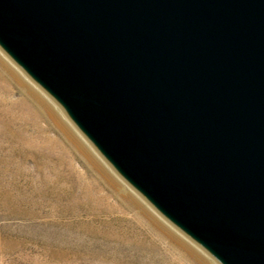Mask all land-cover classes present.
Masks as SVG:
<instances>
[{
  "label": "water",
  "instance_id": "95a60500",
  "mask_svg": "<svg viewBox=\"0 0 264 264\" xmlns=\"http://www.w3.org/2000/svg\"><path fill=\"white\" fill-rule=\"evenodd\" d=\"M0 51L216 264H264V0H0Z\"/></svg>",
  "mask_w": 264,
  "mask_h": 264
},
{
  "label": "rangeland",
  "instance_id": "374dc122",
  "mask_svg": "<svg viewBox=\"0 0 264 264\" xmlns=\"http://www.w3.org/2000/svg\"><path fill=\"white\" fill-rule=\"evenodd\" d=\"M7 60L0 59V264H216L102 159L87 158L51 113L81 141L73 125Z\"/></svg>",
  "mask_w": 264,
  "mask_h": 264
},
{
  "label": "bare ground",
  "instance_id": "6f19581e",
  "mask_svg": "<svg viewBox=\"0 0 264 264\" xmlns=\"http://www.w3.org/2000/svg\"><path fill=\"white\" fill-rule=\"evenodd\" d=\"M0 57L2 58V62L5 64V65H11L9 62H8V58L6 57V59L4 58V55H2L1 54V51H0ZM0 58V59H1ZM5 61H4V60ZM10 67V66H9ZM8 67V68H9ZM9 69H12V68H9ZM18 72H17V71ZM16 70L15 69H12V73H13V75L15 76V77H17L18 78V80H20L21 81V77H20V73H21V71H20V73H19V70L16 68ZM22 74V73H21ZM24 76V75H23ZM25 77V76H24ZM25 79H27L26 77H25ZM27 81V83H29V85L31 86V87H33V88H35V89H37V90H39L38 88H36L28 79L26 80ZM39 92H41L40 90H39ZM48 100H49V102L51 103V104H53L54 105V107H56V109H57V111L59 112V113H61L62 115H63V113L59 110V108L48 98ZM51 110V109H50ZM52 111V110H51ZM53 112V111H52ZM51 115H52V117H53V119L55 120V122L57 123V125H59L60 126V128L62 129V130H64V131H66L67 133H69L73 138H74V140L76 141V143L78 144V146H79V148H80V150L86 155V157L88 158V156H90L91 158H93L94 160H95V158L96 159H98L101 163H103L100 159V157L97 155V153L89 146V144L83 139V137L77 132V130L75 129V131L81 136V141L80 140H78V139H75V137L73 136V131L71 132L70 131V129L61 121H59L58 120V118L54 115V114H52L51 113ZM63 117H65L64 115H63ZM66 118V117H65ZM66 120H68L67 118H66ZM69 125V124H68ZM70 126V125H69ZM93 150V151H92ZM95 157V158H94ZM96 161V160H95ZM112 171V170H111ZM114 173V172H113ZM115 174V173H114ZM117 175V174H116ZM112 177H115L114 175H111ZM119 178V177H118ZM120 179V178H119ZM121 180V179H120ZM122 182V181H121ZM127 188H128V190L129 191H131V192H133L128 186H127ZM134 193V192H133ZM145 203V202H144ZM146 204V203H145ZM147 205V204H146ZM148 206V205H147ZM149 207V206H148ZM150 208V207H149Z\"/></svg>",
  "mask_w": 264,
  "mask_h": 264
}]
</instances>
